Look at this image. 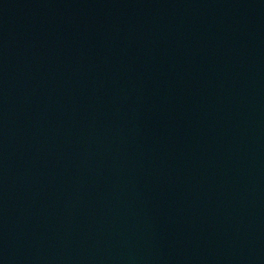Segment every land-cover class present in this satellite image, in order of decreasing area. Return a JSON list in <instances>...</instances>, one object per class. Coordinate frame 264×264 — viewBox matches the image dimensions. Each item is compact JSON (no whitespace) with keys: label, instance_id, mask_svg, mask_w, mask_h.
<instances>
[{"label":"water","instance_id":"obj_1","mask_svg":"<svg viewBox=\"0 0 264 264\" xmlns=\"http://www.w3.org/2000/svg\"><path fill=\"white\" fill-rule=\"evenodd\" d=\"M0 264H264V0H0Z\"/></svg>","mask_w":264,"mask_h":264}]
</instances>
